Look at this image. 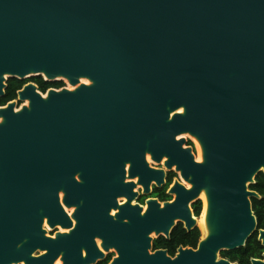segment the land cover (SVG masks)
Listing matches in <instances>:
<instances>
[{
  "label": "water",
  "instance_id": "obj_1",
  "mask_svg": "<svg viewBox=\"0 0 264 264\" xmlns=\"http://www.w3.org/2000/svg\"><path fill=\"white\" fill-rule=\"evenodd\" d=\"M35 77L74 89L31 82L0 107V264H87L104 258L96 237L117 250L113 264H238L221 253L258 231L249 186L264 173V0H0V100L9 79ZM147 155L191 187L176 181L173 203L143 213L135 179L149 194L165 178ZM203 192L210 231L197 249L150 253L153 234L198 226ZM60 193L77 224L53 240L45 219L72 227Z\"/></svg>",
  "mask_w": 264,
  "mask_h": 264
},
{
  "label": "flooded vegetation",
  "instance_id": "obj_2",
  "mask_svg": "<svg viewBox=\"0 0 264 264\" xmlns=\"http://www.w3.org/2000/svg\"><path fill=\"white\" fill-rule=\"evenodd\" d=\"M25 81H26V84L25 85H27L28 83H31L32 82L30 80H25ZM36 85L38 86V84H36ZM38 88H39V86H38ZM186 147H190V146H186ZM198 152H199L198 156H196L194 154L195 155V160H196L197 163H201V162H203V153H202V149L200 148L199 145H198ZM193 153H194V151H193ZM164 159H166V158H164ZM164 159L162 160V162L160 164L158 163L159 166H154V165H152V162L153 163H156V162L153 161L152 158L149 155H147V162H148V164L150 165V167L152 169H156V170H161L162 169V170L165 171L164 183H162L161 186H158L157 183H156V181H152L151 182V185H150V193L149 194H146L144 192L145 191L144 190V187L142 185L138 184V178H136L135 181H134L136 183V187L133 189V193H136V195L132 198V202L131 203H132L133 206H135V205L140 206L142 208L143 213H145L147 211L148 206H149L148 203L151 200H157L162 206L165 203H167V202L173 203L175 201L176 195L175 194H170V190H171L172 187H174V184H175L176 181H180L188 189H190V185L188 183H186L181 178L180 173L177 172L176 169H175V172L176 173H179L180 177L178 179H175L177 176L175 175V173H173V171H174V168H176V167H174L172 170H168L165 167V165L163 164ZM129 168H130V164H128L126 166V170L129 171ZM170 179H171V182L169 183V180ZM127 182H130L129 179L127 180ZM162 192H165V198H163L161 196V193ZM63 198H64V194L63 193H60V204L63 207L64 211L67 213L68 217L71 219L72 227L71 228H62V226L56 225L55 227L52 228V227H50L48 225L47 219H45L44 220V223H43V228H44V230H46L47 237H49V238H51L53 240H56L57 239V237H56L57 234H71V231H73L76 228V224H77V221L75 220V218H73V215L76 212V207L68 208L66 205H64ZM200 198H201V200H198V201H201L202 202V200H203L204 207L202 208L201 215L199 217H196L195 216L197 218V222H198V226L196 228H198L199 230L201 228L202 231H204V225H205L204 224V220L207 218V213H208L207 212V207H209V206L207 205L208 201H207V197H206L205 192L202 193V195L200 196ZM128 201H129L128 196H123V197H119L118 198V203H119L120 206L126 204ZM203 202H202V205H203ZM119 212H120L119 209H111L110 215L112 217H115L116 214H118ZM179 224H183V223H179ZM183 226H184V224H183ZM199 226H200V228H199ZM184 228H185V226H184ZM196 228H194V229H196ZM187 232H190V231L187 230ZM160 238L170 239V238H166L165 236H159L156 239H153V241H152V249L150 250V253L153 254V253H155L157 251H161L162 250V251H166L167 252L168 257H171V258L174 259L179 254V249L180 248H185V247L180 246V247L177 248V250H176L175 253H172V251L169 248H158L157 249L155 247V242L158 241ZM95 242H96L97 248L101 252H103L104 258H98L94 262H90V263H87V264H113L114 260L117 259V258H119V255H118V252H117L116 249L111 248L108 251H105L103 249V247H102V240H100L99 237H96L95 238ZM186 248H192V247H186ZM46 253H48V251L38 250L35 253V257H40V256H42V255H44ZM82 254H83V257L85 259L87 257V252H86V249L85 248H82ZM22 264H24V263H22ZM53 264H65V262L63 260V254L59 255L58 258L53 262Z\"/></svg>",
  "mask_w": 264,
  "mask_h": 264
},
{
  "label": "trees",
  "instance_id": "obj_3",
  "mask_svg": "<svg viewBox=\"0 0 264 264\" xmlns=\"http://www.w3.org/2000/svg\"><path fill=\"white\" fill-rule=\"evenodd\" d=\"M35 84H38L39 89L42 93H46L49 89H61L65 86L63 81L58 82H47L43 77H35L29 79ZM26 81H20L17 79H9L6 95L0 100V107L6 106L9 102L17 99V92L20 91ZM171 179L169 180V183ZM251 191L259 194L260 198H252V206L254 214L258 221V231L264 229V173H260L255 180V183L249 186ZM161 196L165 198V192L161 193ZM202 202L197 201L192 205L193 212L196 217H199L202 213ZM258 231L252 235L247 241L245 247L234 251H223L221 257L230 260L232 263L238 264H252V259H263L264 246L258 240ZM202 238L201 231L196 228L190 232L184 228L183 224H179L174 231L170 239L160 238L155 242V247L158 248H169L172 253H175L177 248L192 247L197 248Z\"/></svg>",
  "mask_w": 264,
  "mask_h": 264
},
{
  "label": "rangeland",
  "instance_id": "obj_4",
  "mask_svg": "<svg viewBox=\"0 0 264 264\" xmlns=\"http://www.w3.org/2000/svg\"><path fill=\"white\" fill-rule=\"evenodd\" d=\"M43 79L45 80L44 77H43ZM28 80H29V79H28ZM85 81H86V80H85ZM63 82H64V84H65L64 87L74 89V87H72V86L69 84V82H68L67 80H63ZM26 102H27V101H26ZM26 102H25V103L18 102V109L21 108L24 104H26ZM0 122H1V119H0ZM181 138H184V139L186 140V145H185V146H190V147L192 148V150L194 151V154H195L196 156H198V154H199V152H198V145H199V144H198L197 139L194 138V137H192V136H190V135H184V136L179 137L178 139H181ZM149 156H150V155H149ZM150 157H151V156H150ZM165 161H166V159H164L163 164H164ZM152 165H154V166H159L158 163H153V162H152ZM175 169H176V168H174L173 173H175V175L177 176L175 179H178V178L180 177V175H179V173H176V172H175ZM190 187H191V185H190ZM202 202H203V200H202ZM203 207H204V202H203ZM199 228H200V226H199ZM200 231H201V234H202V239L205 238L206 236H205L204 231H202L201 228H200ZM152 237H153V239H156V238H157V236H156L155 234L152 235Z\"/></svg>",
  "mask_w": 264,
  "mask_h": 264
},
{
  "label": "bare ground",
  "instance_id": "obj_5",
  "mask_svg": "<svg viewBox=\"0 0 264 264\" xmlns=\"http://www.w3.org/2000/svg\"><path fill=\"white\" fill-rule=\"evenodd\" d=\"M44 76V75H43ZM82 82L84 83V84H89V82L88 81H85V79H83L82 80ZM70 90H73V89H71V88H69ZM25 105H28V101L26 102V104ZM182 110H180V112H181ZM199 144V143H198ZM199 146H200V144H199ZM200 148H201V146H200ZM202 149V148H201ZM207 205H208V203H207ZM207 212H208V207H207ZM204 233H205V236H207V234L209 233V231H210V227H209V222H208V213H207V218L204 220Z\"/></svg>",
  "mask_w": 264,
  "mask_h": 264
}]
</instances>
